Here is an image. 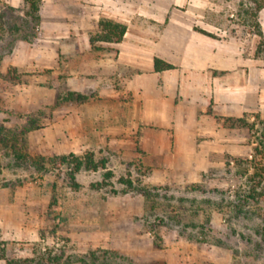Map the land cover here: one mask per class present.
<instances>
[{
	"label": "rangeland",
	"instance_id": "obj_1",
	"mask_svg": "<svg viewBox=\"0 0 264 264\" xmlns=\"http://www.w3.org/2000/svg\"><path fill=\"white\" fill-rule=\"evenodd\" d=\"M260 5L182 0L180 8L196 10L211 37L247 42ZM5 20L13 29L21 21L9 13ZM7 27L0 30V264H264V202L249 197L264 195V180L254 177L264 162V122L229 120L240 155L202 171L171 170L142 153L139 131L125 144L124 110L94 103L91 91H70L65 73L2 66L17 41L38 36ZM19 115L36 118L38 129L21 136ZM69 155L105 161L106 170L70 179L72 165L59 161Z\"/></svg>",
	"mask_w": 264,
	"mask_h": 264
},
{
	"label": "crops",
	"instance_id": "obj_2",
	"mask_svg": "<svg viewBox=\"0 0 264 264\" xmlns=\"http://www.w3.org/2000/svg\"><path fill=\"white\" fill-rule=\"evenodd\" d=\"M181 4L42 0L38 36L17 41L2 66L65 73L74 81L70 91H91L94 103L124 110L119 133L125 144L139 131L141 151L150 159L167 162L171 170L202 171L211 161L243 152L238 142L234 146L229 120L264 122V58L256 55L264 40V7L254 17L261 36L236 42L211 37L197 26V11H182ZM0 6L13 9L17 20L25 18L23 0H0ZM6 15L1 26L15 27ZM101 20L124 26L125 33L119 43H96L94 50L89 39ZM154 59L173 69L155 72Z\"/></svg>",
	"mask_w": 264,
	"mask_h": 264
},
{
	"label": "trees",
	"instance_id": "obj_3",
	"mask_svg": "<svg viewBox=\"0 0 264 264\" xmlns=\"http://www.w3.org/2000/svg\"><path fill=\"white\" fill-rule=\"evenodd\" d=\"M25 6L27 7V12L25 14V19L20 21V24L18 26L16 25L17 28H9L8 30L11 31L12 33L17 32V31H23V30H34L38 23H39V17H38V7L39 4L42 0H23ZM3 7V6H2ZM263 6H258L255 10L258 12ZM13 14L14 10L9 9V8H4V11L2 10L0 12V30H1V23L3 20V17L5 15ZM13 29V30H12ZM255 29H257V26H255ZM125 33V28L122 25L106 21V20H101L98 23V29L97 32L92 35L89 39V43L91 47L94 50H98V48L95 46L96 43H119L120 40L122 39L123 35ZM257 35L260 37V33L258 30H256ZM31 37H24L23 42L30 43L32 40ZM256 55H261L264 58V40L260 39L257 48H256ZM154 71L155 72H161V71H168L172 70L173 67L171 65L165 64L157 59H154ZM69 97H72L71 94H69L68 98L66 100H69ZM81 96H76V99L74 101L81 100ZM71 100V98H70ZM73 101V100H72ZM19 119H24V125L21 127L20 135L24 136L25 134L38 129V124L36 118L32 116H26V115H19ZM1 131H3L2 128H0V137H1ZM2 139V138H1ZM2 139V141H4ZM59 161L64 164L67 163L69 165H72L71 168V173H70V179H73L74 174L78 173L80 170H88V171H97V170H106V162L105 161H100L99 163H96L93 161L92 157L90 155L85 156L83 159H79L73 155L69 156H63L59 159ZM258 166L256 165L254 167V177L258 179V184H261L262 181L264 180V162L260 163V168H257ZM104 179H110L111 178V173L109 171L105 172L103 175ZM121 183L127 187H131V182L128 180H121ZM250 199L254 201H262L264 202V195L259 194L254 196L253 194L249 196ZM0 259H3V256L0 257ZM59 258L53 259V263H58ZM6 264H25L24 261H11V260H6Z\"/></svg>",
	"mask_w": 264,
	"mask_h": 264
}]
</instances>
